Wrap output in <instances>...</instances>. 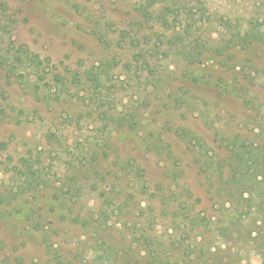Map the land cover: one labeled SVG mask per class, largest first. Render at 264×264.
Segmentation results:
<instances>
[{
    "label": "rangeland",
    "instance_id": "rangeland-1",
    "mask_svg": "<svg viewBox=\"0 0 264 264\" xmlns=\"http://www.w3.org/2000/svg\"><path fill=\"white\" fill-rule=\"evenodd\" d=\"M140 1L0 0V264H59L46 233L62 264L92 263L102 238L128 264H153V251L175 264H264V162L244 186L218 165L231 144L264 157V0H156L180 19L172 26L145 20ZM11 41L71 79L102 63L108 73L98 89L78 75L69 92L35 94L11 76ZM130 112L137 128L117 126ZM30 151L47 183L28 203L38 230L29 205L11 213L21 195L8 169ZM182 205H195L198 228Z\"/></svg>",
    "mask_w": 264,
    "mask_h": 264
},
{
    "label": "trees",
    "instance_id": "trees-1",
    "mask_svg": "<svg viewBox=\"0 0 264 264\" xmlns=\"http://www.w3.org/2000/svg\"><path fill=\"white\" fill-rule=\"evenodd\" d=\"M199 2L201 0H198ZM156 0H141L140 3L138 4L137 11L138 13L144 17L145 20L151 22L152 24H158L160 23L161 25H174L177 19V15H173V9L172 7H168L169 5H165L164 7L157 8L155 7ZM171 16L173 17L171 20ZM180 20V19H179ZM172 24V25H171ZM182 26L183 25L181 23ZM4 28L3 26L0 27V29ZM187 29L189 30V33L194 34L195 30L188 26ZM3 33H0L2 35ZM101 36V35H100ZM101 38H105L103 35ZM106 40V38H105ZM197 40V39H195ZM200 39L197 40V44ZM10 46L13 48L10 51H7L10 55V59L8 60L9 64V71L11 76H16L18 78V81L24 86H29L30 91L35 94H40L41 90H43L42 86L48 87L50 91L53 92H69L71 90V84L74 83V80H79V82H83L81 79H78V75H85V80L84 82H87L90 86L95 88H99L102 85V77L101 75L108 73V70L104 69V64L102 63L101 65L88 69L84 71L82 74L79 73H72V79L71 76H65L62 72L60 71H54L53 69L46 67V63L41 59L40 55L38 53H35L31 51L28 46H22L20 48L15 47V42L11 41ZM197 46V45H195ZM193 49V48H192ZM6 52V54H7ZM189 56H194L196 55V51H190ZM140 57L145 56L143 52H140L138 54ZM197 57V56H196ZM5 63V62H3ZM149 65V64H148ZM147 65V66H148ZM150 66V65H149ZM32 74L33 78L35 80L32 81L30 79L27 84H24L27 82L28 75ZM43 83V85L41 84ZM54 87V89H53ZM28 88V87H27ZM41 89V90H39ZM1 112H4V109H1ZM129 117V120L128 118ZM136 114L130 112L129 116L122 117L120 120L124 122L123 124L120 123L119 119H114L116 122L117 126L120 128L124 127V124L128 126V128L131 130H134L137 128L136 125ZM126 119L128 121H126ZM186 136L189 138L187 141L188 145H191V148L197 146L200 149H204L206 151V155L208 153V147L205 143L199 142V139L193 138V134L190 133H185ZM50 137L56 136V134L51 133L49 135ZM194 142V143H193ZM195 144V145H194ZM231 149H232V155L229 157H226L224 162H219V167L221 168V175L224 178L226 182L229 183H236L239 182L241 183L242 186L246 184L247 181V176L249 174H253L255 178H257V174H254V169L257 168V166L260 165V163L264 162V157L262 158V154L260 151L252 149H248V146L246 145H239L238 143L231 144ZM193 150V149H191ZM94 156L92 158V161L95 160V158L99 157V154L95 151H92ZM213 156L211 155L210 158L208 159L210 161V165L213 163ZM264 156V154H263ZM41 157H36L31 151L29 152L28 155H22L21 157L18 158V160L10 167V172L12 174V178H14L17 183H15L14 188H18L17 191H15L16 195H21L19 197V202L16 204L14 209L11 211V213L18 214V212H25L24 206H28V203H33L38 201L43 193L45 192L46 186V180H45V173L43 172V168L41 167ZM262 159V162H261ZM90 161V166L87 168L86 171H84L83 175L88 176V178L93 179L95 177V174H98L97 169H95L94 162ZM208 161H206L205 164ZM6 168H9L6 166ZM210 168V167H209ZM63 188V187H61ZM59 190V189H58ZM57 192H62V189H60ZM56 192V193H57ZM191 194V191H188ZM75 193V192H74ZM103 196H105V202L109 201L110 204L113 201L110 196L107 194V192L102 193ZM66 195V194H63ZM57 197H60L62 195H56ZM74 195L71 194V200ZM31 198V200H29ZM104 202V204H105ZM109 202H107L109 204ZM35 204V203H34ZM36 205V204H35ZM109 206H105L101 212V219H104L107 217L110 213ZM67 208L71 209L72 211V205L71 207L67 204ZM27 213L31 215V219L33 218V224L37 227V230L40 229L42 226V221L39 219L40 216L38 214L36 206H32L31 204L28 206ZM182 210L183 214L186 219V225L191 226V228L194 230V228H198L201 224V218H200V213L196 211L195 205L194 206H186L182 205ZM67 212V210H66ZM73 213V212H71ZM68 213L64 212V215ZM42 216V213H41ZM75 221L83 223L85 226L91 225V220L90 218H87L86 216H82L80 213L76 214V217L74 219ZM93 226V225H92ZM228 229V228H227ZM96 232L100 235L99 232V227H97ZM228 231V230H227ZM101 236V235H100ZM43 243L47 245V250L49 253H53V255H57L56 259H58V263L62 264L63 259L62 257L58 254L55 253V245L50 242V236L48 234L43 235ZM102 238V236H101ZM99 247L102 249L101 253L96 254L92 263L87 262V264H128L127 262H121L120 261V254L118 251L115 250V248L111 245H107V242L102 238L99 242ZM157 252V251H156ZM153 251V257H152V262L153 264H175V262L170 261V260H164L163 257L159 253H156ZM69 264H75V260L71 259L69 261ZM179 261H177L178 263Z\"/></svg>",
    "mask_w": 264,
    "mask_h": 264
}]
</instances>
